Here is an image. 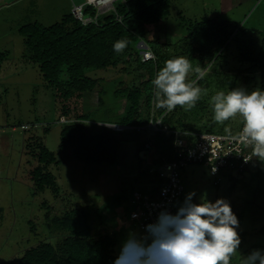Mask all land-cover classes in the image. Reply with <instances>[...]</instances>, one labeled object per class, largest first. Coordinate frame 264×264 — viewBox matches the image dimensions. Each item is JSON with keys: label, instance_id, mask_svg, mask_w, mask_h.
Segmentation results:
<instances>
[{"label": "rangeland", "instance_id": "obj_1", "mask_svg": "<svg viewBox=\"0 0 264 264\" xmlns=\"http://www.w3.org/2000/svg\"><path fill=\"white\" fill-rule=\"evenodd\" d=\"M85 2L0 0V264L18 262L25 251L42 243L57 245L64 234L55 232L51 221L74 209H85L89 213L93 236L113 237L115 253L126 230L137 227L130 221V213L138 209L132 193L148 189H145L149 182L146 174L152 168L150 160H140L141 138L135 141L128 133L115 134L123 143L117 164L111 166L86 165L76 159L71 147L60 151L62 123L59 110L62 104L55 99L54 91L45 87L37 65L27 59L23 38L18 33L29 23L50 27L69 13L75 17L74 6ZM178 11H181L180 17ZM204 19L225 27L226 32L234 31L233 36L241 29L234 43L256 44L264 36V0H180L173 4L166 21L150 29L149 45L169 46L172 50L174 44L187 36L188 24ZM137 49L140 56L149 50L144 42L137 45ZM233 49L236 50L235 45L231 44L229 52L224 55L230 61V68L236 65L238 69L239 51L236 53ZM225 74L229 79L234 78L232 71ZM84 75L99 79L103 89L102 95L88 96L83 108L87 124L96 134L102 130L96 128V124L103 127L101 125L105 123L102 122H114L117 115L123 113L125 101H116L113 91L120 83H135L136 74L127 68L125 72L90 69L85 70ZM245 76L251 78L254 88H264V79L259 73ZM209 77L213 78L212 74ZM232 120L234 122L223 131L192 128V133L237 135L243 120L239 116ZM21 126L28 129L22 130ZM37 139L42 140L57 160V164L47 168L56 180V195L49 189L37 193L29 177L30 171L38 166L34 146ZM257 172L261 173L259 177ZM233 177L238 180V185L228 197L229 177L215 179L206 167L190 165L182 172L184 193L195 190L197 196L224 197L235 206H241L252 195L248 188L244 189L245 186L254 189L259 183L264 187V162L257 161L243 175ZM258 196L263 200L258 204L264 208V189ZM262 216L255 224L245 221L241 230L255 235L264 225V214ZM251 241L264 243V239L256 237Z\"/></svg>", "mask_w": 264, "mask_h": 264}, {"label": "trees", "instance_id": "obj_2", "mask_svg": "<svg viewBox=\"0 0 264 264\" xmlns=\"http://www.w3.org/2000/svg\"><path fill=\"white\" fill-rule=\"evenodd\" d=\"M179 1L116 0L113 11L103 16H96L95 9L85 4L82 9L83 16L93 20L89 24H83L69 13L50 27H43L35 22L19 29L18 33L27 50V59L37 65L45 87L53 90L55 99L62 104L59 119L65 121L60 131V151L71 147L74 148L76 159L86 165L111 166L117 164L123 143L115 134L128 133L130 139L135 141L141 138L142 147L138 153L144 151L147 142L156 150L164 148L165 140L162 135H151L147 131L114 133L108 128H99L96 124V128L102 130L95 134L93 127L87 124L88 119L83 114V108L88 96L94 93L102 95L103 89L99 79L84 75V71L90 69L125 72L130 68L136 74V84L120 83L113 91L116 101H125L123 113L117 115L114 122L102 123L145 127L152 118L164 116L162 124L167 130L192 132V128L223 131L234 122L232 119L222 124L214 121L211 97L218 90L227 91L230 87L255 89L251 78L245 75L259 73L264 79V36L256 44L234 43L241 29L233 36L234 31L226 32L225 27L204 19L202 22L188 24L187 36L174 44L172 50H169V46L149 45L147 38L152 32L150 29L166 21L173 4ZM180 15L178 13V17ZM117 41H126V47L121 53L113 50V44ZM141 42L148 46L154 60L142 62L137 49ZM231 44L239 51L240 58L233 57L238 59V69L236 65L231 69L230 61L224 55L226 51L229 52ZM177 56L188 58L194 69L198 68L201 73L206 70L202 79L195 72L189 74V79L194 80L205 94L194 108L189 110L177 106L174 111L169 112L155 106L153 80L165 61ZM245 65L248 68L245 69ZM231 71L234 78L229 79L225 73L229 74ZM211 74L213 78L209 77ZM34 146L37 148L35 158L38 166L30 171L29 177L37 193L49 189L56 195V180L47 172L48 167L57 164L55 155L45 148L41 139L35 140ZM260 174L257 172L258 177ZM224 177L230 179L227 194L231 197L238 180L230 175ZM245 188L252 194L249 200L238 207L230 202L240 220L241 228L247 220L253 224L261 221V218L256 219L264 214L263 206L258 204V201H263L258 194L264 187L258 183L254 189L250 186ZM51 224L55 232L62 231L64 234L57 245L42 243L25 251L18 262L8 264H111L115 256L116 242L110 235L93 236L89 213L85 209L66 212L62 217L54 218ZM241 234L242 252H238L232 259L235 264H241L243 255L251 247L264 246V243L251 241L254 237L264 239V225L255 235L242 230Z\"/></svg>", "mask_w": 264, "mask_h": 264}, {"label": "clouds", "instance_id": "obj_3", "mask_svg": "<svg viewBox=\"0 0 264 264\" xmlns=\"http://www.w3.org/2000/svg\"><path fill=\"white\" fill-rule=\"evenodd\" d=\"M125 47L126 41L113 44L117 53ZM193 72L203 78L184 56L165 61L153 80L155 106L169 112L177 106L194 108L205 93L189 79ZM211 107L217 123L237 116L243 120L239 139L251 146L256 160L264 162V88L218 90ZM155 207L152 220L126 230L111 264H231L242 252L240 220L227 198H204L191 190L181 201ZM138 218L139 213H132L131 219ZM241 264H264V246L251 247Z\"/></svg>", "mask_w": 264, "mask_h": 264}, {"label": "built area", "instance_id": "obj_4", "mask_svg": "<svg viewBox=\"0 0 264 264\" xmlns=\"http://www.w3.org/2000/svg\"><path fill=\"white\" fill-rule=\"evenodd\" d=\"M113 2L114 0H86V5L95 9L96 16H102L113 11ZM74 8L77 20L83 24L93 21L90 17L83 16V6ZM141 59L142 62H149L154 60V56L148 50L141 54ZM163 117L152 118L145 127L101 125L114 133L147 131L151 135L160 134L165 140L162 149L156 150L150 142L144 146L145 160H150L152 168L147 175L149 182L146 183L145 189H148L132 193L135 207L138 208L132 213H139V218L131 219L132 213H130V221L137 227L154 218L156 205L165 202L174 204L183 199L185 187L182 182V172L188 166L202 165L208 169L212 178L217 179L225 175L240 176L248 171L256 160L251 155V146L245 145L239 139L243 127L237 135L170 131L163 127ZM64 121L61 119L60 123ZM21 129L27 130L28 127L21 126ZM172 210L175 211V208L173 207Z\"/></svg>", "mask_w": 264, "mask_h": 264}, {"label": "water", "instance_id": "obj_5", "mask_svg": "<svg viewBox=\"0 0 264 264\" xmlns=\"http://www.w3.org/2000/svg\"><path fill=\"white\" fill-rule=\"evenodd\" d=\"M139 44H140V43H139ZM145 155H146V152H145V151H142V152L139 154L140 160L145 161Z\"/></svg>", "mask_w": 264, "mask_h": 264}, {"label": "crops", "instance_id": "obj_6", "mask_svg": "<svg viewBox=\"0 0 264 264\" xmlns=\"http://www.w3.org/2000/svg\"><path fill=\"white\" fill-rule=\"evenodd\" d=\"M85 4H86V2H85L84 4H82V5H78V6H74V7L83 6V5H85ZM180 12H181V11H178L177 14L180 13ZM107 124H110V123H107ZM99 128H100V127H99ZM140 153H141V152H140ZM140 153H139V154H140Z\"/></svg>", "mask_w": 264, "mask_h": 264}, {"label": "bare ground", "instance_id": "obj_7", "mask_svg": "<svg viewBox=\"0 0 264 264\" xmlns=\"http://www.w3.org/2000/svg\"><path fill=\"white\" fill-rule=\"evenodd\" d=\"M91 1H95V0H91ZM100 1H106V0H100ZM110 1V0H109Z\"/></svg>", "mask_w": 264, "mask_h": 264}]
</instances>
